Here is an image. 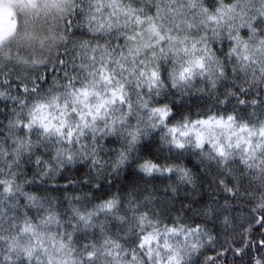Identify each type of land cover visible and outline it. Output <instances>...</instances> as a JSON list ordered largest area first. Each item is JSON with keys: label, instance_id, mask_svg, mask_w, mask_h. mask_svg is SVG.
I'll use <instances>...</instances> for the list:
<instances>
[{"label": "snow or ice", "instance_id": "snow-or-ice-1", "mask_svg": "<svg viewBox=\"0 0 264 264\" xmlns=\"http://www.w3.org/2000/svg\"><path fill=\"white\" fill-rule=\"evenodd\" d=\"M0 264H264V0H0Z\"/></svg>", "mask_w": 264, "mask_h": 264}, {"label": "trees", "instance_id": "trees-1", "mask_svg": "<svg viewBox=\"0 0 264 264\" xmlns=\"http://www.w3.org/2000/svg\"><path fill=\"white\" fill-rule=\"evenodd\" d=\"M155 183L157 184L158 187H161V188H162V187L164 186V184H165L164 181H156Z\"/></svg>", "mask_w": 264, "mask_h": 264}]
</instances>
